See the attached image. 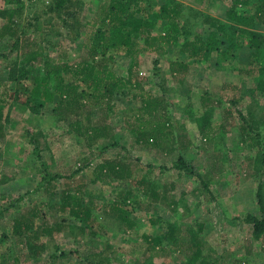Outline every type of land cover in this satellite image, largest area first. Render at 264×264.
Returning <instances> with one entry per match:
<instances>
[{"label": "rangeland", "instance_id": "rangeland-1", "mask_svg": "<svg viewBox=\"0 0 264 264\" xmlns=\"http://www.w3.org/2000/svg\"><path fill=\"white\" fill-rule=\"evenodd\" d=\"M59 1L0 0V30L9 25L12 13L10 25L18 28L21 42L25 35L54 62L78 64L86 59L87 33L101 23L111 0H67L62 9L57 7ZM232 3L154 0L150 12L156 23L154 36L166 33L168 24L160 18L164 6L180 5L181 22L191 32L189 39H194L195 32L208 37L213 29L204 24L203 16L212 18V23L231 24L227 12ZM257 5L252 0L238 11L250 15ZM256 30L264 33V22ZM183 40L159 53L140 51L133 68L145 91L161 96L159 82L166 88L172 120L158 123L164 132H173L176 143L169 148L137 141L138 133L132 128H142L137 121L142 102L133 100L136 91H126L109 100L113 109L104 122L110 127L109 138L90 150L68 122L56 117L57 97L47 105L29 97L43 72L42 63L23 71L17 64L21 52L13 49L16 39L0 37V102L6 105L4 136L0 137V264H86L85 257L95 252L109 257V264H187L195 240L215 264H264V238H257L247 221L251 214L260 217L256 195L264 179L257 167L264 164L259 165L264 148L262 140L258 145L249 134L243 135L245 123L236 113L239 110L247 120L252 116L259 120V134L264 136V94L257 89V67L264 66V50L256 59L249 46L228 50L225 43L221 48L227 56L214 52L207 59L193 60L180 52ZM110 55L114 58L107 64L112 71L128 78L131 59L114 51ZM172 62L187 64L188 69L172 73ZM24 72H28L26 79ZM90 116L95 122L102 114L98 107H91ZM204 119L212 126V141L202 133ZM216 143L221 150H215ZM100 150L105 151L100 154ZM105 160L132 164L133 181H151L153 191H148L149 185L138 189L131 180L94 183L96 166ZM184 162L194 170L184 169ZM55 174L60 177L48 185L47 176ZM125 190L132 193L133 228L99 211L102 230L96 224L81 228V223H70L62 233L44 235L33 249L15 233V222L26 221L33 213L41 217L37 223L44 219L53 224L67 217L57 209L65 196L95 197L106 205ZM156 237L162 238L159 246L153 245Z\"/></svg>", "mask_w": 264, "mask_h": 264}, {"label": "trees", "instance_id": "trees-1", "mask_svg": "<svg viewBox=\"0 0 264 264\" xmlns=\"http://www.w3.org/2000/svg\"><path fill=\"white\" fill-rule=\"evenodd\" d=\"M65 1L67 0H60L57 7L62 9ZM253 1L258 3L257 8L253 14L246 15L239 13L238 9L239 7H249L252 0H233L231 8L227 12L228 20L231 22L227 27L223 23H212L214 22L212 18L203 16L204 24L214 30L210 29L211 31L207 33H210L208 37L195 32L194 39H189L191 32L186 23L181 22L183 16L179 4L162 7L160 18L167 22L168 27L164 35L154 36L156 23L150 18V12L154 9V0H111L110 9L101 23L97 24L98 26L94 25L92 32L87 33L84 42V48L87 51L86 59L83 58L78 64H71L64 59H62L64 62L57 60L54 62L45 55L41 47L30 41L25 35H23L24 41L21 42L22 36L18 35V28L10 25L12 13L8 16L9 25H4L0 30V37L9 35L16 39L13 49L21 52L22 60L17 64L24 68L23 71L32 64L42 63L43 72L35 79V86L29 97L40 101L38 102L40 105L52 104L57 97L53 112L58 120L69 123V128L84 141L88 149L91 150L100 140L109 138L110 127L104 124L113 109L109 100L116 93L126 95V91L129 93L136 91L137 94L132 95L133 100L142 102V107L139 109L141 114L137 119L142 128L140 129L139 126L132 128L138 133L137 141L141 144L170 148L176 143L175 135L172 131L164 132L159 128L160 124L158 123L160 119H165L168 123L172 120L166 102V88L159 82L161 96H154L144 90L142 78H139L137 74L135 76L133 72V68L137 64V54L147 50L155 53L162 52L165 46L173 48L175 45H179L181 38H184L179 46L180 52L193 60L207 59L214 52H222L224 56H227L228 52L221 48V45L225 43H229L228 50H237L245 44L254 50L253 58L258 59L264 50V33L257 31L256 27L264 22V0ZM141 46L145 50H141ZM111 51L131 59L132 64L129 68L128 78L117 76L107 64L114 58L110 55ZM158 65V61H155L157 76H159ZM170 67L172 73L188 69V65L181 62H172ZM257 71L260 75L257 89L264 94V66L257 67ZM24 75L26 79L28 72H24ZM204 99H206L205 96ZM234 104L236 105L237 102ZM5 106V103L0 102V137L4 136L3 110ZM91 107H98L102 114V117L95 122L90 116ZM236 113L245 123L241 127L243 135L249 134L248 138L257 142L258 145L262 140L260 145L262 144L261 146L264 148L262 139L264 136L259 134L261 122L253 116L247 120L239 110ZM202 121H204L202 133H206L203 134L204 138L207 141H212V126L207 119ZM171 127L173 128L172 125ZM220 147L221 145L216 143L214 148L221 150ZM104 151L100 150L99 153L102 154ZM262 157L259 165L264 163V153ZM90 160L88 159L86 166L90 165ZM183 166L184 169L190 167L192 171L194 170L191 164L188 165L184 162ZM132 167L133 165L129 163L105 160L96 166L94 171L96 177L93 182H101L104 185L117 181L128 182L131 180L132 182L135 179ZM257 172H260L264 179V164L257 167ZM47 177V183L51 185L60 177V174ZM133 182L136 183L138 189L151 183V181L145 182L143 179H136V182ZM129 191H119L116 199L106 205L104 201L101 202V205L100 199L97 200L95 197L65 196L61 199L62 204L58 205L57 209L63 217L68 215V218H61L53 224L44 221V219L37 223L36 219H41V217L33 213L24 218L26 221L15 222V233L20 236L21 242L27 243V247L33 249L44 235L52 236L54 233H62L70 223H81V228L84 227L83 224L88 227L95 224L99 228L102 227L101 218L96 213L99 211L103 212L105 217H115L127 227L133 228L132 210L129 205L132 204L133 198ZM148 191H153L151 186ZM256 196L260 217L251 214L248 215L247 221L252 225L256 237L264 238V180L259 183ZM100 229L102 230V228ZM152 241L154 246H159L162 243V238L156 237ZM193 247L195 251L189 255L187 264L216 263L212 256L204 255L200 241L195 240ZM84 260L86 264H109L110 262L109 257L103 256V252L92 253Z\"/></svg>", "mask_w": 264, "mask_h": 264}]
</instances>
